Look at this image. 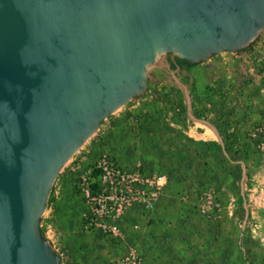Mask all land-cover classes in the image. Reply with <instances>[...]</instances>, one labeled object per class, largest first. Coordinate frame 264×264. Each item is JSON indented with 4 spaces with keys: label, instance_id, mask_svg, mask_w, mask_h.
<instances>
[{
    "label": "water",
    "instance_id": "water-1",
    "mask_svg": "<svg viewBox=\"0 0 264 264\" xmlns=\"http://www.w3.org/2000/svg\"><path fill=\"white\" fill-rule=\"evenodd\" d=\"M264 32V0H0V264H62L41 225L63 168L143 97Z\"/></svg>",
    "mask_w": 264,
    "mask_h": 264
},
{
    "label": "rangeland",
    "instance_id": "rangeland-1",
    "mask_svg": "<svg viewBox=\"0 0 264 264\" xmlns=\"http://www.w3.org/2000/svg\"><path fill=\"white\" fill-rule=\"evenodd\" d=\"M232 54V57L236 59L233 64L223 67L219 65V61L216 70L210 69L208 72L194 70L191 68L194 64L189 63L182 64V68H177V58L170 55L164 57L149 84V91L143 96L145 98L141 97L137 101L130 102L106 119L100 129L67 163L54 184L52 192L54 197L52 201L50 199V206L43 217L44 221L52 222L51 233H47V237L45 230L48 227L44 226L43 221L41 225L44 237L61 255L62 264H111L119 259L126 249L133 246L143 253L149 264H264V225L257 223L249 208L251 200L249 190L258 182L257 175L264 180V167L242 182L238 179L230 181L227 176L220 179L221 185L207 181L198 187V204L194 211L196 221L188 220L189 225L184 223L187 218L192 219L191 215L179 216V212L174 209V198L172 201L169 199L168 207L163 204L164 207L161 210L163 214L160 222L163 226L158 232L159 240L153 241V244L149 227V236L146 235L143 242H136L130 238L129 233L130 229L133 232L136 231L137 225L133 224L129 227L121 223L125 211L135 205L129 206L119 220V229L122 234L119 241L107 237L99 229L87 230L84 226L87 208L79 187L89 180L91 172L105 155H111L117 160L112 153L111 145L123 135L136 136L141 122L158 118L154 109L160 108L163 100H166L168 107L174 111L175 118L184 119L188 116L186 104L182 100L183 96L180 95L181 91H178L176 96L170 91L174 88V76L177 74H180L184 83H189V86L192 82L193 92L190 94V101H193V106L189 111L194 119L207 122L211 120V123L219 125L214 117L206 119L205 115L208 111L216 113L214 116L222 124L227 125V130H230L226 131L228 143L232 147L237 151L261 153L256 148L252 133L257 123L264 121V117L251 125L249 129H244V132L242 129V132L238 134L230 127L231 123L239 124L242 121L241 117L239 119L234 115L238 111L239 100H243L247 93L256 89V81L252 79L253 74L251 76L249 71L262 75L261 85L264 90V32L253 45ZM243 54L246 57L243 58ZM215 58L217 56L197 65L202 67ZM195 66L196 64L193 67ZM244 71H246L245 74H242ZM152 94H155L154 98L153 96L151 98ZM126 112L132 113L126 116ZM114 121L117 123L113 124ZM165 131L169 132V130ZM172 135L174 138L173 130ZM172 143L171 147L174 149L175 142L172 141ZM179 146L177 144V147ZM147 160L146 154L141 151L139 159L129 169L140 167L148 178L158 175L166 176L169 187L172 184L171 176L168 173L150 169L146 163ZM153 161L154 165L158 162ZM226 184H230L229 189H224ZM255 194L257 198L251 202L259 201L264 205V192H255ZM187 198V195H184V199L187 200ZM160 199L148 211L139 205L142 212L146 214L154 210ZM215 202L220 205L219 212L213 209ZM231 204L235 205L230 206ZM203 219L210 220L212 227L204 226ZM153 222L155 223L152 220L148 225L150 226ZM193 225L195 228L192 227ZM153 246L155 252H150Z\"/></svg>",
    "mask_w": 264,
    "mask_h": 264
},
{
    "label": "crops",
    "instance_id": "crops-1",
    "mask_svg": "<svg viewBox=\"0 0 264 264\" xmlns=\"http://www.w3.org/2000/svg\"><path fill=\"white\" fill-rule=\"evenodd\" d=\"M223 54L218 55L217 58L202 65V67L197 64V67H193L194 64L191 65V68L208 72L210 69L216 70L219 61V65L223 67L235 62L236 59L232 57V53L226 52ZM244 57L246 55L243 54ZM182 64L187 63L178 62L177 68H182ZM245 72H242V74H245ZM249 72H251V76L253 74L252 79L256 81V89H253V92L250 91L247 93L243 100H239L240 105L234 115L239 119L241 117L242 121L239 124L231 123L230 127L237 134L242 132V129L243 132L244 129H249L251 125L264 117V90L261 85L262 75L253 73L252 70ZM174 80V88L170 87L172 88L170 91L174 96L178 95V91H181L180 95L183 96L182 100L186 104L188 116L184 119L182 117L175 118L176 114L168 107L166 100H163L160 108L154 109L158 118L141 122V126L138 128L139 132L136 136L133 134L123 135L111 145L112 153L121 165L130 168L139 159V153L142 151L146 154V158H148L146 163L150 169L168 173L172 178V184L169 187L168 185L166 186V192L154 210L144 214L141 210L142 208L139 205H135L125 211L121 223L129 227L133 224L137 225L136 231L133 232L130 229L129 233L130 238L136 242H143L146 239L145 236L148 235L149 229L152 232V244L153 241L157 242L159 240L158 232L163 226L160 222V217L163 214L161 210L164 207L163 204L168 207L169 199L172 201L174 198V209L179 212V216L184 215L186 217L187 215H191L192 219L187 218V221L184 223L189 225L188 220L196 221V213L194 211L195 206L198 204V187L207 183V181L221 185L220 179L222 180L227 176L230 178V181L238 179L242 182L245 179L251 178L257 171L264 167V154L237 151L228 143L227 131L229 132L230 130H227V125L222 124L214 116L216 113L208 111L205 115L207 116L206 119L214 117L219 125L211 123V120L207 122L206 120L194 119L190 114L193 106V101H190V94L193 92L191 88L192 82L190 86L189 83H184V79H182L180 74L175 75ZM154 95L152 94L151 98L152 96L154 98ZM146 99L148 100L150 98ZM142 100L144 101V99ZM194 111L196 112V110ZM131 113L126 112L125 115L127 116ZM118 122L121 123L119 120ZM115 123L117 121H114L113 124ZM165 130H169V132ZM172 130L174 131V138ZM172 141L175 142L174 149L171 147L173 144ZM177 144L180 146L177 147ZM152 159L157 160V164L154 165ZM256 178L258 182L253 184V187L249 190L251 200L257 198L255 192H264V180L258 175ZM229 187L230 184H226L224 189H229ZM184 195H187V200L184 199ZM251 200L249 208L251 209L252 217L256 219L257 223L264 225V205L259 203V201L253 203ZM232 205L235 204H231L230 206ZM149 219L151 220L149 221ZM152 220L155 223L153 222L149 226L148 224ZM202 223H204V226L208 225L209 227L213 225L207 219H203ZM43 224L48 227L45 230L47 237V233H51L52 222H46L43 219ZM192 227L195 228L194 225ZM154 244L156 245V243ZM150 252H155L154 246L150 248Z\"/></svg>",
    "mask_w": 264,
    "mask_h": 264
},
{
    "label": "built area",
    "instance_id": "built-area-1",
    "mask_svg": "<svg viewBox=\"0 0 264 264\" xmlns=\"http://www.w3.org/2000/svg\"><path fill=\"white\" fill-rule=\"evenodd\" d=\"M252 137L257 150L264 153V121L257 123ZM168 182L166 176L148 178L142 168H125L111 155H105L91 172L89 180L79 187L87 208L85 228L99 229L107 237L119 241L122 234L118 223L124 211L132 205L151 210L164 194ZM213 209L219 212L218 202L213 204ZM111 264L149 263L143 253L133 246Z\"/></svg>",
    "mask_w": 264,
    "mask_h": 264
},
{
    "label": "trees",
    "instance_id": "trees-1",
    "mask_svg": "<svg viewBox=\"0 0 264 264\" xmlns=\"http://www.w3.org/2000/svg\"><path fill=\"white\" fill-rule=\"evenodd\" d=\"M178 62H182V63H187V62H185V61H182V60H177ZM188 64V63H187ZM53 197H54V195L52 194V196H51V201L53 200Z\"/></svg>",
    "mask_w": 264,
    "mask_h": 264
}]
</instances>
